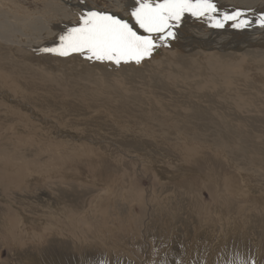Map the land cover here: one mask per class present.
I'll return each instance as SVG.
<instances>
[{"label":"rangeland","instance_id":"obj_1","mask_svg":"<svg viewBox=\"0 0 264 264\" xmlns=\"http://www.w3.org/2000/svg\"><path fill=\"white\" fill-rule=\"evenodd\" d=\"M81 1L112 14L135 6ZM83 10L0 0V13L52 23H78ZM0 49V64L25 70L31 95L19 98L0 67V264H264L262 44L159 46L119 65ZM68 80L71 91L87 85L80 102L63 109L36 98L64 93ZM124 96L141 111L128 113Z\"/></svg>","mask_w":264,"mask_h":264},{"label":"bare ground","instance_id":"obj_2","mask_svg":"<svg viewBox=\"0 0 264 264\" xmlns=\"http://www.w3.org/2000/svg\"><path fill=\"white\" fill-rule=\"evenodd\" d=\"M59 1L63 2L64 5H70V6L72 5V8L76 9V11L81 10L82 8H84L83 11L92 10L86 7L87 6L86 4H85L86 6L84 4L82 5V1L80 2V0H59ZM249 1L251 2L249 6H247L246 4H245L246 6H242L243 4L242 5L234 4L228 7H223V5H219L217 6V8L219 9V13L216 14L217 19H223V15L225 13L231 14L235 12L236 10H239L242 13V16L240 17V19H247L251 21V23L247 27H240V28L233 27L232 25L234 21H231V20L225 21L223 24V27H217L215 26V20H210L206 16L196 17V16L191 15L190 13H186L187 15L182 17L179 23V26L173 29L174 32L176 33L175 39H171L166 44H163V43H160L158 38H155L156 42L157 44H159V46H165V48L174 49V47H180L184 50H189V49H194V48L204 49L205 47H210L211 49H216V50L222 49V50L229 51L230 47H232V49H235V48L241 49L244 47H250L251 45L260 46L261 44L264 47V27H262L258 23V21L262 17H264V0H247L248 3ZM86 3H89V2H86ZM54 7L61 9V6L59 5H56ZM130 13H131V9L127 8V10L119 9V11L115 12L114 15H117L121 19L127 20L131 25H133V27L140 34H145L143 29H140L139 26L135 23V20L131 17ZM78 14H80L79 11H78ZM53 21H54L53 18H51V20H48V19H45L43 16H40V14H38V16L37 15L32 16L28 14H24V15L18 14L17 16L13 12L12 13L6 12L5 14L0 13V48L6 49V46H9L12 48L17 47L20 49L24 48L26 51H29L31 53L32 58H30L28 55H25V54L20 55L17 53V51L15 53L19 55V57L26 56L30 60L35 59L34 56H37L36 55L37 52H40L46 55L54 54L51 52H45L42 49L50 48V47L57 45L59 43V39H58L59 36L64 34L69 28L77 25L79 22L78 23H67V22L60 23L57 21L55 23H52ZM189 32H191L194 36L186 38L185 34H188ZM244 43H247V44L242 45ZM205 51L212 53L211 51H208V50H205ZM205 51H202V52H205ZM198 52L201 53V51H198ZM256 52L260 54L261 51L256 50ZM71 54L69 55L71 56ZM261 54L263 55V53ZM60 57H67V56L60 55ZM77 60H75V62H77ZM0 67L3 68V70L5 71L7 70L9 74L15 77V81L18 83V86L20 88L19 98L23 97L24 99H27V97L31 96L30 94H28L29 82H25L23 79L21 80V77L25 70L22 69V73H19L18 70L13 69V68H10L9 70L7 68V65L5 66L3 64H0ZM16 74H18L19 76ZM152 82H155V81L153 80ZM68 83H69V80L63 83L64 86L70 87L68 88V90L64 91L66 95L63 92L62 93L56 92L53 94V96L44 95V93H42V95L38 94L36 98L38 99L40 97H49L48 100L50 101L51 105L56 104V103H61L63 105V109L68 107L69 103L71 102L75 104L83 100L84 96L87 95L85 92L83 93V88H86L87 85L81 86V89H78L77 91H71V89L73 88L71 87L72 84L70 83L71 85H68ZM155 85L156 87L159 86L160 82L159 84L158 82H155ZM154 90H156V88ZM123 98L127 100L130 104V105L129 104L124 105L128 113L133 112V110L134 112L141 111L140 110L141 106L139 104L141 103V100L139 101L136 99L134 100L133 96H130V97L124 96ZM58 99H62V100H58ZM130 102H133V103H130ZM94 109L96 108H92V109L90 108L88 112L93 111ZM205 117L206 116L202 117L200 122L202 120H205ZM192 125L193 127H196L198 130L200 129L204 130V129L212 127V124H210L208 121L204 122V124L201 126L195 125V124H192Z\"/></svg>","mask_w":264,"mask_h":264},{"label":"snow or ice","instance_id":"obj_3","mask_svg":"<svg viewBox=\"0 0 264 264\" xmlns=\"http://www.w3.org/2000/svg\"><path fill=\"white\" fill-rule=\"evenodd\" d=\"M185 13L196 17L206 16L215 20V26L223 27L225 21H234L233 27H247L251 21L240 19L239 10L225 13L223 19H217L219 9L213 0H135L131 17L145 34H140L127 20L105 11L87 10L79 18V23L59 36V43L45 52L67 56L79 53L87 59L110 61L119 65L121 62L140 63L152 55L160 43L166 44L175 39L174 28ZM258 23L264 27V17ZM229 264H249L237 258Z\"/></svg>","mask_w":264,"mask_h":264}]
</instances>
